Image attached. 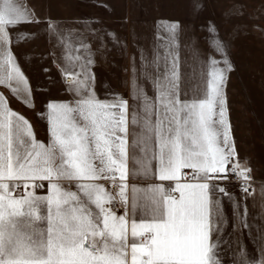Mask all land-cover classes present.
<instances>
[{
    "label": "snow or ice",
    "instance_id": "snow-or-ice-1",
    "mask_svg": "<svg viewBox=\"0 0 264 264\" xmlns=\"http://www.w3.org/2000/svg\"><path fill=\"white\" fill-rule=\"evenodd\" d=\"M226 15L243 16V5L234 4ZM38 22L34 10L0 0V88L28 107L35 106L34 93L12 44L33 36L22 33L14 41L12 31ZM164 28L167 35H157L162 42L153 46L151 59L140 54L141 74L151 81L154 97L137 85L132 66V95L141 102L142 117L133 108L129 118V102L118 94L97 96L88 38L52 23L47 30L69 65L60 68L72 99L49 100L46 113H39L48 121L47 145L36 140L30 122L0 92V264H222L221 241L214 234L225 223L223 201L232 202L234 211L240 208L222 184L235 177L246 197L252 183L228 117V44L209 22L210 46L222 60H201L193 45L189 66L179 52L181 24ZM82 49L87 56L79 55ZM129 123L142 125L131 144ZM129 150L134 169L145 175L151 170L161 182L132 186L131 198ZM100 181L118 185V191H106ZM45 182L47 194L38 195ZM240 215L249 227L246 206ZM259 244V255L253 256L238 242L231 264H264V234Z\"/></svg>",
    "mask_w": 264,
    "mask_h": 264
},
{
    "label": "rangeland",
    "instance_id": "rangeland-1",
    "mask_svg": "<svg viewBox=\"0 0 264 264\" xmlns=\"http://www.w3.org/2000/svg\"><path fill=\"white\" fill-rule=\"evenodd\" d=\"M208 1V18L192 20L195 28L189 29L185 25L188 21L174 20L175 16H185L183 0H131L128 5L129 18H137L132 20L137 22L133 34L130 30H119L121 21L103 18L106 12L124 14L126 9L122 3L104 5L103 0H96L95 3L91 0H13L24 10H34V14L39 17L38 23H24L12 31L14 41L22 33L33 36L30 40L14 42L12 49L35 87L37 109L33 118L40 134L47 136L49 143L48 121L39 115L41 112L46 113L47 102L71 100L68 99L71 93L66 89L60 68V65H69L64 60L63 51L56 46L47 30L49 23L55 24L62 32L80 33L88 38L86 43L91 45L95 61L91 71L99 82L104 81L102 79L106 81L108 77L132 75L133 64L136 66V74H141V52L150 60L153 46L162 42L156 39L157 35L165 37L167 33L164 25L171 22H179L183 29L178 37L182 61L192 60L193 45L201 60H222L220 53L210 46L214 37L207 30L209 22L216 26L220 38L227 42L228 60L264 59V0H211L213 4ZM236 3L243 5L244 15L227 16V11ZM59 15L64 18L55 19ZM88 15L95 16V19H82ZM152 16H164L172 20L161 21L157 29L153 25L155 21H152ZM79 55L83 57L88 53L82 49ZM96 86L116 85L98 83ZM42 190L37 189V194H41ZM259 230L253 231L255 235L251 239L254 242L249 245L253 256L259 255V237L262 235L259 236Z\"/></svg>",
    "mask_w": 264,
    "mask_h": 264
},
{
    "label": "crops",
    "instance_id": "crops-1",
    "mask_svg": "<svg viewBox=\"0 0 264 264\" xmlns=\"http://www.w3.org/2000/svg\"><path fill=\"white\" fill-rule=\"evenodd\" d=\"M58 1V0H57ZM89 1V0H88ZM95 3L96 0H91ZM131 0H103L104 5L111 3L125 4L126 11L124 14H119L115 12H106L103 15L104 19L108 20H119L120 28L128 32V30L136 31L137 22L132 21L137 18H129L128 5ZM183 12L185 16H175L174 20L180 21L184 19L188 21L185 25L186 28L192 29L195 28V25L192 24V20H202L208 18V0H183ZM210 4H213L210 0ZM200 5V7H197ZM44 18V17H42ZM45 18H49L46 16ZM64 16H56L55 19H63ZM97 18V17H96ZM152 21L154 20V27L157 29L161 25V21L172 20L169 17L164 16H152ZM88 21L94 20L95 16L88 15L83 17ZM185 27V26H184ZM158 34V32H156ZM19 65L23 69L26 77L29 80L30 86L34 93V107H28L20 100L12 97L7 89L0 88V92L8 97L10 102V107L15 110L17 113L23 115L32 125L33 132L37 141L48 144L47 136L40 134L37 124L33 118V114L37 109V100L35 94V87L33 82L19 60L17 59ZM187 62V65H191L192 60H184ZM207 61V60H203ZM232 65L231 71L227 72V82L225 86V93L227 95L228 102V117L232 125V138L235 140L237 145V150L239 152L240 160L247 161L248 166L252 169V174L254 178V192L250 193L245 197L244 193L238 189L234 184L223 182L222 186L228 188L231 192V195L235 201L239 202L240 208L235 210L233 209L232 202L228 201L226 198L223 201V207L225 211V223L218 234L220 238V259L222 264H231L233 253L237 248L238 242L243 243L246 246L248 253H250L249 245L254 241L251 239L255 234L253 231L255 229L259 230L260 234H264V59H249V60H229ZM221 68L224 67V64L221 62L219 65ZM199 73V65H197V74ZM189 74H191V67H189ZM104 81H98L95 77L94 88L97 96L100 99L111 98V94L115 93L123 97L129 102L130 112L129 118L131 117V109L135 108L139 112V116H143V111L139 107L140 101L133 99L132 95V75H126L122 77H108L102 79ZM113 84L116 86L111 87H101L96 86V84ZM118 85V86H117ZM137 85L142 88L145 94L152 98L154 97V90L151 85V81L145 79L142 74H137ZM68 99H72V93ZM141 124L136 125L135 127L129 123V144L132 141V134L135 131L137 134L141 131ZM143 154L140 153L139 148L137 149L136 156L139 158ZM150 157V153H149ZM99 165V161H95ZM129 197L131 198V188L135 186L137 188H145L153 183H161L158 180H155L151 175V170L148 175H145L142 171L134 169L132 152L129 150ZM105 186L106 191L115 194L118 191V185H114L113 188L110 182L100 181ZM165 188H168L169 182H163ZM69 185L65 182V187ZM71 190L75 191V186L71 185ZM47 194V182H45V188H43L42 193L39 195ZM138 196H141L142 193H137ZM178 195V193H177ZM247 207V223L249 227H243L241 223V211L244 207ZM114 211L117 215L123 213V209L120 207L119 203H114Z\"/></svg>",
    "mask_w": 264,
    "mask_h": 264
},
{
    "label": "built area",
    "instance_id": "built-area-1",
    "mask_svg": "<svg viewBox=\"0 0 264 264\" xmlns=\"http://www.w3.org/2000/svg\"><path fill=\"white\" fill-rule=\"evenodd\" d=\"M251 178H252V183H251V187L249 188V193H253L254 192V178H253V174L251 173ZM232 184H234L238 189L241 190V188L237 185V183L235 182V177L232 178ZM114 187V186H112Z\"/></svg>",
    "mask_w": 264,
    "mask_h": 264
}]
</instances>
